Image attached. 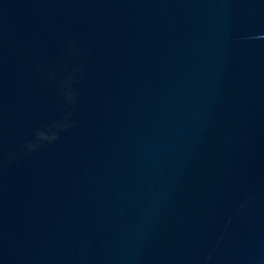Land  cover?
Returning a JSON list of instances; mask_svg holds the SVG:
<instances>
[{
	"label": "water",
	"instance_id": "water-1",
	"mask_svg": "<svg viewBox=\"0 0 264 264\" xmlns=\"http://www.w3.org/2000/svg\"><path fill=\"white\" fill-rule=\"evenodd\" d=\"M0 264H264V0H0Z\"/></svg>",
	"mask_w": 264,
	"mask_h": 264
}]
</instances>
